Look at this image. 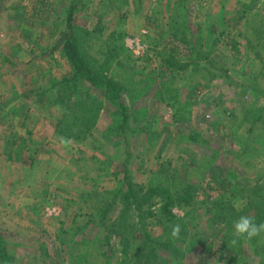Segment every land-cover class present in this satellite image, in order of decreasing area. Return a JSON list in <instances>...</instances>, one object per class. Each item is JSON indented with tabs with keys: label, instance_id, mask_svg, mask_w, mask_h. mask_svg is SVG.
Returning a JSON list of instances; mask_svg holds the SVG:
<instances>
[{
	"label": "rangeland",
	"instance_id": "rangeland-1",
	"mask_svg": "<svg viewBox=\"0 0 264 264\" xmlns=\"http://www.w3.org/2000/svg\"><path fill=\"white\" fill-rule=\"evenodd\" d=\"M70 20L91 66L121 86L127 120L102 92L61 85ZM128 183L196 193L175 208L178 239L148 220L176 249L155 264H264V234L231 243L238 217L264 220V0H0L11 264L132 260L142 240ZM88 195L115 203L107 219Z\"/></svg>",
	"mask_w": 264,
	"mask_h": 264
},
{
	"label": "trees",
	"instance_id": "trees-1",
	"mask_svg": "<svg viewBox=\"0 0 264 264\" xmlns=\"http://www.w3.org/2000/svg\"><path fill=\"white\" fill-rule=\"evenodd\" d=\"M63 51L73 69V73L69 77H65L61 85L64 83L69 86L70 83L74 92L80 89V85L87 86L89 90L102 92V95L106 99L108 98V100L118 106V112L122 113L124 120H127V107L121 93V86L113 79L108 78L104 73L95 71L91 66L88 56L82 53L80 45L76 43L73 27H71V20L68 25V34L63 43ZM126 188L128 191L127 200L130 201L129 205H136V209L138 210L137 218L142 242L140 243V247H138L136 257L132 260H130L127 251L124 252L126 261L123 264H155L158 261L157 252L159 249L167 248L172 251L176 249L172 247V245L174 246L172 240L166 242V240L162 241L152 236L148 230V220L155 218L164 231L170 232L172 226L175 224H179L182 229L186 228L187 222L182 221V218L178 217L175 213V208L186 210L192 207L196 193L191 187L173 190V187L162 184L146 188L145 190L141 189L140 192H137L130 183L126 185ZM84 198V200H87L86 197ZM88 198L96 201V208L103 220L107 219L115 207L114 202L104 198L98 197L96 199L90 195H88ZM255 222L264 223V220ZM11 261H13V258L8 253L5 240L0 232V264H11Z\"/></svg>",
	"mask_w": 264,
	"mask_h": 264
},
{
	"label": "clouds",
	"instance_id": "clouds-1",
	"mask_svg": "<svg viewBox=\"0 0 264 264\" xmlns=\"http://www.w3.org/2000/svg\"><path fill=\"white\" fill-rule=\"evenodd\" d=\"M62 144H68L66 138H60ZM241 204L238 202L234 207L239 208ZM181 233V226L175 224L171 228V237L178 239ZM264 234V223H256L254 218L242 215L233 222V239L231 243L235 245L239 240H252Z\"/></svg>",
	"mask_w": 264,
	"mask_h": 264
}]
</instances>
